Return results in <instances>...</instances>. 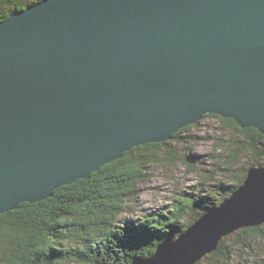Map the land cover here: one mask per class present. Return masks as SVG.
<instances>
[{
  "label": "water",
  "instance_id": "water-1",
  "mask_svg": "<svg viewBox=\"0 0 264 264\" xmlns=\"http://www.w3.org/2000/svg\"><path fill=\"white\" fill-rule=\"evenodd\" d=\"M215 115L264 135V0H44L0 22V214ZM264 225V167L131 264Z\"/></svg>",
  "mask_w": 264,
  "mask_h": 264
},
{
  "label": "trees",
  "instance_id": "trees-1",
  "mask_svg": "<svg viewBox=\"0 0 264 264\" xmlns=\"http://www.w3.org/2000/svg\"><path fill=\"white\" fill-rule=\"evenodd\" d=\"M42 1L0 0V22ZM205 118H216L225 125H232L241 136L244 149L264 157V135L257 130L240 128L232 120L215 115H205ZM193 126L180 130L171 140L177 141L183 130ZM169 147V143L164 142L132 148L87 179L58 188L51 198L35 204L22 203L15 210L0 214L3 226L0 264H131L134 259L150 257L159 243L176 238L193 223L182 221L193 211L194 205L203 206L208 200L205 198L197 203L181 197L171 205L170 212L152 214L142 224L122 227L117 224L124 203L136 197V184L146 177L145 164L157 162L160 154L172 165L187 162ZM233 158L226 164L232 165ZM245 177L243 171L240 181L237 176L235 184L228 187L219 203L204 207L205 211L194 214L192 221L219 206ZM241 233L246 238L260 239L264 264V228H244ZM221 246L222 241L216 253L207 259V264L230 263L231 250H221Z\"/></svg>",
  "mask_w": 264,
  "mask_h": 264
},
{
  "label": "rangeland",
  "instance_id": "rangeland-1",
  "mask_svg": "<svg viewBox=\"0 0 264 264\" xmlns=\"http://www.w3.org/2000/svg\"><path fill=\"white\" fill-rule=\"evenodd\" d=\"M167 142L169 148L187 162L172 165L164 161L160 154L157 162L145 164L143 171L146 177L137 182L136 197L124 203L123 211L117 218V224L121 227L124 224H142L152 214L168 213L171 205L181 197L197 203L208 199L203 206L194 205L193 211L185 215L182 221L194 223V214L204 212L206 206L219 203L225 192H228V187L235 184L237 176L240 181L243 171L264 167L259 166L264 164V157L244 149L235 127L225 125L216 118H202L193 127L183 130L177 141ZM232 156L234 163L227 165L226 161ZM261 227L264 228V225ZM223 239L220 249L232 252L229 264H263L259 238H246L238 230ZM212 254L196 264H207Z\"/></svg>",
  "mask_w": 264,
  "mask_h": 264
},
{
  "label": "snow or ice",
  "instance_id": "snow-or-ice-1",
  "mask_svg": "<svg viewBox=\"0 0 264 264\" xmlns=\"http://www.w3.org/2000/svg\"><path fill=\"white\" fill-rule=\"evenodd\" d=\"M2 235H3V226L0 225V237H2Z\"/></svg>",
  "mask_w": 264,
  "mask_h": 264
}]
</instances>
